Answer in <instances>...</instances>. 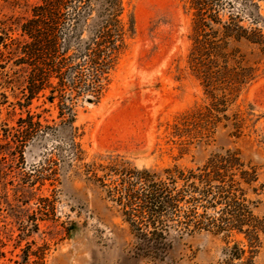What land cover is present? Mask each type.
Instances as JSON below:
<instances>
[{
    "label": "rangeland",
    "instance_id": "1",
    "mask_svg": "<svg viewBox=\"0 0 264 264\" xmlns=\"http://www.w3.org/2000/svg\"><path fill=\"white\" fill-rule=\"evenodd\" d=\"M125 1L135 34L101 99L91 101L88 95L78 101L72 129L60 117L58 102H49V84L31 90L36 61L24 49L31 40L24 25L39 0H0V264H264V233L253 258L249 252L234 260L227 254L236 242L248 247L244 234L226 239L209 231L177 239L162 260L136 256V238L120 206L87 171L93 163L108 164L110 157L131 169L197 168L213 154L237 149L247 165L258 167L254 186L260 187L264 0H206L218 11L221 22L208 20L218 39L229 23L234 35L262 44L226 39L229 52L240 50L241 66L254 68V79L236 90L226 111H214L221 121L198 138L192 125L183 136L176 129L184 114L212 102L188 61L195 10L189 0ZM94 18L83 25L85 38L94 31ZM236 114L244 122L240 133ZM31 120L43 126L29 136L22 125ZM75 131L80 159L72 147ZM247 197L255 214L264 217V191L250 189Z\"/></svg>",
    "mask_w": 264,
    "mask_h": 264
},
{
    "label": "trees",
    "instance_id": "2",
    "mask_svg": "<svg viewBox=\"0 0 264 264\" xmlns=\"http://www.w3.org/2000/svg\"><path fill=\"white\" fill-rule=\"evenodd\" d=\"M189 2L195 18L188 61L212 102L184 114L176 129L181 136L195 130L193 137L198 138L221 121L214 111H226L235 100L236 90L254 79V68L241 66L243 61L237 58L240 50L229 52L226 39L234 36L239 42L244 38L262 41L241 33L234 35L235 28L229 23L224 25L225 36L218 39L219 31H212L208 21L221 22L215 5L206 0ZM92 16L94 31L85 38L83 25ZM24 32L31 39L24 49H30L31 59L36 61L31 75L32 93L49 84V102H58L60 117L75 129V106L88 95L91 101L101 99L111 72L135 34V20L128 14L125 0H39ZM28 115L32 119L30 112ZM235 119L234 126L240 133L243 119L240 114ZM22 126L32 136L43 125L31 120ZM77 137L75 131L72 147L75 158L80 159ZM108 160L106 165H89L87 171L102 181L109 198L120 206L136 238V256L162 260L177 239L205 231L223 234L226 239L234 232L245 235L248 247L236 242L226 249L232 260L243 259L248 252L250 258L257 254L264 217L255 214L247 195L250 189L257 194L263 192L264 183L254 186L259 181L258 167L247 165L239 150L213 154L197 168L175 165L163 171L131 169L119 164L117 158ZM99 168L106 171L102 176L98 175ZM107 179L110 183L104 182ZM211 209L214 214L209 212Z\"/></svg>",
    "mask_w": 264,
    "mask_h": 264
}]
</instances>
